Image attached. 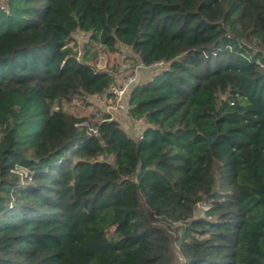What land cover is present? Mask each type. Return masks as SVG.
Here are the masks:
<instances>
[{
	"label": "trees",
	"instance_id": "obj_1",
	"mask_svg": "<svg viewBox=\"0 0 264 264\" xmlns=\"http://www.w3.org/2000/svg\"><path fill=\"white\" fill-rule=\"evenodd\" d=\"M0 264H264V0H2Z\"/></svg>",
	"mask_w": 264,
	"mask_h": 264
},
{
	"label": "rangeland",
	"instance_id": "obj_2",
	"mask_svg": "<svg viewBox=\"0 0 264 264\" xmlns=\"http://www.w3.org/2000/svg\"><path fill=\"white\" fill-rule=\"evenodd\" d=\"M0 4H2V0H0ZM88 35H82L81 33L74 35V40L78 44V48L81 50V53H79V58H81L82 54L87 53V60L93 62L97 65V68L99 69H113L117 68V70L120 72V69L125 66H131L130 70H125L120 72V80H118V83H122L126 80V77H128L131 74L136 75L137 79L136 82H144L147 79H149L158 69L156 67H148V68H140L137 67L138 65L135 64L132 67V61L134 60L133 54L126 49H121L120 51L111 52L108 51L106 47L102 46L101 44L95 42L92 45H87L84 49V44H87L88 42ZM88 51V52H87ZM116 70V71H117ZM126 97V98H125ZM120 103L113 101L112 98H105L102 100L93 99L92 104L83 106L78 101H74L72 104H68L67 107L75 112L79 113L81 115L88 114V115H99L107 112L112 113L114 117H116L122 126L131 133L134 128V123L130 121L127 110H128V97L125 96ZM126 126V127H125ZM132 136L136 137V133H131Z\"/></svg>",
	"mask_w": 264,
	"mask_h": 264
},
{
	"label": "built area",
	"instance_id": "obj_3",
	"mask_svg": "<svg viewBox=\"0 0 264 264\" xmlns=\"http://www.w3.org/2000/svg\"><path fill=\"white\" fill-rule=\"evenodd\" d=\"M83 36L85 34L81 33ZM77 59H79V56L76 57ZM167 64L163 61H160V62H157V63H154L153 64V67H156V68H163L165 67ZM139 67L143 68L144 65L143 64H140ZM137 77L136 75L134 74H131L127 77V79L122 82V83H118V84H115L113 85L111 88H110V92L113 94V96L116 98V102L120 103V101L123 100V98L125 97V95L127 94V92L130 90L131 88V85L136 81ZM147 126V123L144 119H138L134 122V128L131 133H136V137L137 138H141L142 137V132H143V129ZM198 208H203V209H206L207 208V205L205 203H198Z\"/></svg>",
	"mask_w": 264,
	"mask_h": 264
}]
</instances>
